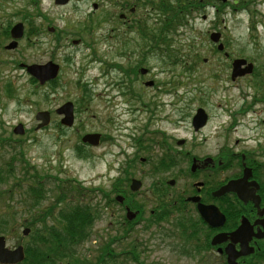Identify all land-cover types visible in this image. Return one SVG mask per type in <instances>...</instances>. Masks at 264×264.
Returning <instances> with one entry per match:
<instances>
[{
  "label": "rangeland",
  "instance_id": "rangeland-1",
  "mask_svg": "<svg viewBox=\"0 0 264 264\" xmlns=\"http://www.w3.org/2000/svg\"><path fill=\"white\" fill-rule=\"evenodd\" d=\"M92 1L86 0L80 3L81 12L77 21L85 18ZM26 6V0H0L2 23L6 25L11 18L20 17L21 15L15 12L23 10ZM40 7L43 12L48 13L57 10L53 0H41ZM71 8L66 10L71 11ZM59 12L63 13L64 10ZM257 13L258 15L254 16L256 30L248 25L246 15L229 23L231 26L237 25L225 34L227 51L233 56L264 57V4L258 7ZM106 17L105 12H98L90 22H80L73 29V38H83L84 44L80 46L69 44L65 52H61L64 56H68L69 60L60 57V62L64 63L59 79L61 90L57 98L55 95L50 97L51 103L46 99L44 88L31 85L26 77L21 81L11 79L7 77L12 76L8 68L0 67V143H3V146H0V164L2 171L9 176L0 185V220L7 221L9 234L5 236L8 247L14 248L20 240L22 244H26L28 237H22L23 229L28 227L25 223L29 220L33 221L35 217L38 218L40 213H46V208L55 201V191H49V198L45 201L42 199L41 205L35 208L20 206L23 201L17 188L18 182L25 179L29 183H38L42 179L48 190H55L56 184L50 179L52 176L78 180L86 187L85 190L91 191L84 197L87 202L101 210L100 217L95 221L92 230V241H87L78 248L81 254L96 255L103 245L114 242L113 245L110 244V249L115 252L133 253L129 258L121 257L117 264H215L214 260L209 258L212 256L210 254H195V257H191V253L187 254V251H192L193 242L181 239L180 225L186 226L189 223L191 215L188 212H176L170 222L147 228L152 212L158 208L159 197L155 195L156 188L163 183L168 189L170 198L174 200L179 199L180 196L186 198L191 191L186 175L180 174L177 166L152 170L158 162L156 158L160 156V154L156 156L160 152L159 148L142 152L138 155L137 162H131L130 165L128 163L134 159L135 141L141 136L149 140L155 138L159 142L166 137L173 146L175 141L172 136L189 139L190 115L201 105L212 111L211 114L215 117L203 135L208 134L210 129L221 121L219 116L222 112L217 106L229 104V100L236 96L235 88L231 87L230 80L227 79L219 90L216 81L213 82L211 77L204 73L184 74L183 64L169 67L159 58H148V63L143 67L151 68L155 79L163 85L159 98H154L159 105L156 112L157 119H151L145 105H149L152 101L153 90L144 89V85L139 80H135L132 85L129 84L125 80L123 71L115 67V65L134 66L137 58L133 53L135 49L127 44V35L122 37L118 32L112 33L108 30L107 23H104ZM57 24L62 26L59 21ZM91 27L93 30L88 33L78 32L80 29ZM173 37L177 42L176 47L181 50L180 57L187 58L196 53H200L204 58L211 56L205 46V42L208 41L205 24L200 18L193 27L179 29ZM125 57L127 60L129 57L132 59L127 62ZM173 78H176V84L179 85L176 89L174 87L169 89L170 93H164L166 87H171L169 82H172ZM12 88L18 96L14 95L9 99L7 92ZM65 89L71 92L68 93ZM86 89H89L92 99L87 103L89 110L85 118L84 132L92 130L106 132V137L112 139L109 144L103 145L101 149L77 153L75 147L79 149L81 145H78V139L72 138L68 143L58 144L53 139H49L47 132H35V111L48 107L55 108L65 98H76L77 94L79 98ZM225 89H229L230 92H226ZM230 95L232 97H229ZM18 97L26 99V104L25 102L18 104L17 102L20 101ZM197 99L200 102L195 101ZM234 103L237 102L232 100L231 104ZM171 104L173 106H170ZM171 109L173 110L171 121H181L178 127L166 122V118L172 113ZM92 111L93 115H97L96 118L93 117ZM108 116L110 118L106 120ZM20 123L25 125L27 136L13 133L15 126ZM145 126H147L146 134ZM237 135L243 136L241 132ZM21 147L25 159L29 162L30 169L27 172L24 170L25 163L21 159L23 156H20ZM141 156L147 159L153 157V160L150 163H143L140 162ZM120 177L124 178L121 185L127 197H130L135 209L136 206L140 208L141 218L136 223L125 224L124 209L127 204L110 203L109 199L116 197L111 192L113 184ZM134 178L141 180L143 186L139 191L131 194L129 180ZM170 179L176 180L174 187L166 186V182ZM10 189H14V192L7 194ZM19 207L22 210H19ZM25 208L26 211L23 212ZM12 230L13 233L10 234ZM126 232L130 234L125 236ZM168 233L172 236H167ZM123 236L124 239L115 241Z\"/></svg>",
  "mask_w": 264,
  "mask_h": 264
},
{
  "label": "flooded vegetation",
  "instance_id": "flooded-vegetation-1",
  "mask_svg": "<svg viewBox=\"0 0 264 264\" xmlns=\"http://www.w3.org/2000/svg\"><path fill=\"white\" fill-rule=\"evenodd\" d=\"M84 1L86 0H68L67 3L58 5L56 0H53L57 10L48 13L42 11L41 0L38 1V7L33 0H26V8L15 12L19 13L20 17L11 18L6 25L0 19V67L8 68L12 76L7 77L16 81L26 77L31 85L46 90V99L51 103L50 97L55 95L57 98L61 90L59 79L64 63L60 62V57L68 61V56L63 54L68 45L84 44L83 38H73V29L80 22H90L98 12H105L107 17L104 23H107L108 30L112 33L118 32L122 37L127 35V44L135 49L133 53L137 58L134 66L129 65L121 70L125 80L131 85L135 80H139L144 89L153 90L152 101L145 105L151 119H157L159 105L154 98H159L163 85L155 79L151 68L143 67L150 58H159L169 67L183 64L184 74L204 73L210 76L213 82L216 81L219 90L222 83L229 79L231 87L235 88L236 96L229 100V104L217 106L222 112L219 116L221 121L211 128L208 134L203 135L215 117L212 116V111L201 105L190 115L189 139L172 136L175 141L173 146L166 137L160 141L161 145L155 138L149 140L141 136L135 142L136 152L133 158L142 152L159 148L161 153L156 154H160L156 159L168 160L165 168L177 166L178 172L187 177L191 191L184 199L198 197L200 203L218 208L224 224L220 228L211 229V248L206 251L217 259L218 264H228L227 249H235L236 252L242 250L244 242H233L230 237L243 225L248 235H251L248 245L254 248V251L238 257L236 263L246 264V259L256 254L264 256V237H258L264 233V57H235L227 51L228 45L225 41V34L237 27L229 23L235 22L234 20L243 15L247 16L248 25L256 30L254 16L258 15L257 9L264 4V0H93L85 18L77 21L81 12L80 3ZM69 7H72L71 11L66 10ZM59 10L64 12L60 13ZM199 18L205 24L208 36L205 46L211 56L204 58L200 53H196L187 58L180 57L181 50L176 47L177 42L173 36L179 29L193 27ZM58 21L62 26L57 24ZM14 28L18 31L13 32ZM90 30H93V27L80 29L78 32L88 33ZM124 59L128 62L132 58ZM236 61L246 63L240 68L243 75L234 78ZM48 64L54 65L53 68L57 67V72L54 78L41 85L30 75L28 67ZM250 67L251 71L247 72ZM175 79L169 82L171 87H166L164 93H170L169 89L173 87L176 89L179 84H176ZM225 90L230 92L229 89ZM65 91L71 92L66 89ZM10 92L13 97L18 96L14 89ZM91 97L89 89H86L79 98L77 94L76 98H65L55 108L44 109L43 111L49 114V123L43 131L47 132L49 139L58 144L68 143L72 138L79 140L90 133L100 135L101 145L109 144L112 139L106 137V132H84L85 118L89 110L87 103ZM232 100L237 103L231 104ZM195 101L200 102L199 99ZM23 102L26 104V99L21 98L17 103ZM204 102L203 100L202 103ZM69 103L72 105L70 108L73 115L71 126L64 124L66 114L59 112ZM200 110L205 116V123L197 127L198 121L195 119ZM39 111L34 112L35 116ZM171 112L166 122L178 127L181 121H171L172 109ZM93 117L96 118L97 115L94 114ZM109 118L108 116L106 120ZM39 124L35 119V131H38ZM144 132L146 134L147 126ZM240 132L242 137L237 135ZM140 141H143V146L136 145ZM213 141L215 142L212 143ZM152 160L153 157L140 158L143 163H150ZM191 203L195 205L196 210L198 204ZM127 208H132V204L128 203ZM217 236H223V240L213 246L212 240Z\"/></svg>",
  "mask_w": 264,
  "mask_h": 264
},
{
  "label": "trees",
  "instance_id": "trees-1",
  "mask_svg": "<svg viewBox=\"0 0 264 264\" xmlns=\"http://www.w3.org/2000/svg\"><path fill=\"white\" fill-rule=\"evenodd\" d=\"M0 146H3V143H0ZM20 151L22 154L20 156H23L21 159L25 163L24 170L27 172L30 169L29 162L23 155L24 150L22 147ZM160 166H164L162 160L155 164L156 168H160ZM2 169V165L0 164V185L9 178ZM35 173L37 174V172ZM123 179V177H120L115 181L111 192L113 194H125L127 197L126 191L121 185ZM24 180H21L17 184L23 201L20 206L35 208L44 199L48 189L42 179L38 183H29L28 180ZM59 181L61 184L56 186V203L65 202V207L60 210V214H52L58 207L54 204V208L44 214L40 213L38 218L35 217L33 221L29 220V222L25 223V226L31 228V233L26 244L24 243L26 259L21 264H117L121 257L125 256L127 258L128 256L129 258L133 253L129 251L117 253L110 249L114 242L110 243L111 245H103L99 249L98 254H94L93 256L81 254L78 251L79 246L87 241H92V230L95 221L100 217L101 210L96 209L91 203L87 202L84 197L91 191L85 190L86 188L82 187L80 183H74L71 180ZM64 183L67 185L64 186ZM167 191L168 189L163 183L156 188L155 195L159 197L158 208L152 212L147 228L170 222L172 215L176 212H188L191 215L189 221L191 230L184 224H181V239L193 240L191 237L199 239L202 234L204 235V241H199L200 243L196 245L194 253L200 254L208 251L211 248L209 240L212 236L211 231L213 230L207 227L198 216H195L188 209L182 198L174 200L169 197ZM12 192H14V189H10L7 194ZM109 200L110 202L113 201L111 198ZM19 210H22V208L19 207ZM25 211L26 208L23 212ZM136 211L141 213L140 208L137 206ZM187 231H190L192 234H187ZM12 233L13 230L10 231V234ZM7 234H9L7 221L0 220V235ZM129 234L126 232L124 235L127 236ZM167 236H172V234L168 233ZM120 239H124V236L115 241H119ZM246 264H264V256L261 254L253 255L246 259Z\"/></svg>",
  "mask_w": 264,
  "mask_h": 264
},
{
  "label": "water",
  "instance_id": "water-1",
  "mask_svg": "<svg viewBox=\"0 0 264 264\" xmlns=\"http://www.w3.org/2000/svg\"><path fill=\"white\" fill-rule=\"evenodd\" d=\"M68 0H56L57 4H65ZM18 31L17 28H14L13 32ZM12 47V46H11ZM245 61H236L234 64V72L233 77H237L241 74L240 67L242 64H244ZM54 65L48 64V65H33L28 67V71L30 74L35 76L41 84H44L47 80L54 78L56 75V68ZM247 72L251 71V67L246 70ZM60 113H65L67 117L64 119V123L71 125L72 123V110L70 109V105L67 104L63 108L59 110ZM37 119L43 120V124L40 125V127L45 126L48 123L49 120V114L41 112L37 115ZM198 121L197 127L203 125L205 123V116L203 114V111L200 110L196 119ZM16 134H23V126L19 125L17 128H15ZM99 135H87L83 141L89 142L93 145H98L99 143ZM170 184H174V181H172ZM142 183L138 180H134L131 185V190L137 191L140 189ZM119 200H122V198H119ZM193 201H199L198 198H191ZM199 212L201 213L202 217L212 226V227H221L224 223L220 217L219 210L216 207L213 206H205L201 203L198 204ZM134 214L129 212L128 213V219L131 220L134 218ZM29 230H25L24 233L27 234ZM258 237H264V233H261L258 235ZM231 240L233 242H244L242 246V250L239 252H236L235 249L230 250L227 249L228 254V262L229 264H237L236 259L240 256H246L254 251L253 248H250L248 243L251 240V235H248L247 230L244 228V225L233 232L231 234ZM223 240V236H217L213 239L212 244L216 245L217 243L221 242ZM25 259L24 249L22 246H19L15 250H9L6 248V241L4 237H0V264H18L22 262Z\"/></svg>",
  "mask_w": 264,
  "mask_h": 264
}]
</instances>
